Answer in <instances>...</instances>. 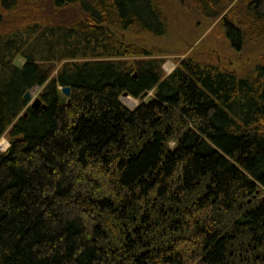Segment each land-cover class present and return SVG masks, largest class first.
<instances>
[{
    "label": "trees",
    "instance_id": "obj_1",
    "mask_svg": "<svg viewBox=\"0 0 264 264\" xmlns=\"http://www.w3.org/2000/svg\"><path fill=\"white\" fill-rule=\"evenodd\" d=\"M155 3L0 0V264H264V65L135 64L166 33Z\"/></svg>",
    "mask_w": 264,
    "mask_h": 264
},
{
    "label": "rangeland",
    "instance_id": "obj_2",
    "mask_svg": "<svg viewBox=\"0 0 264 264\" xmlns=\"http://www.w3.org/2000/svg\"><path fill=\"white\" fill-rule=\"evenodd\" d=\"M254 1L256 0H225L215 13L208 14L204 12L206 5L200 6L195 0H156L155 8L161 16L166 33L155 41L159 48L158 54L137 58L135 64L153 61L160 67V75L166 78L184 60L195 58L203 66L207 63L227 72H240V76H251L259 66L264 65V22L254 24L252 14L247 15L249 5ZM206 8L209 9V6ZM227 16L242 30L239 48L233 46L225 28L218 26L222 18ZM146 42L152 44L151 39ZM123 59L131 60V57ZM24 62L21 58L17 60L19 65ZM59 66L50 65L53 75L57 74ZM32 91L34 99L40 93V88L36 86ZM152 95L154 91H150L143 99L123 95L121 100L127 108L133 110L143 101L147 102ZM8 146L10 143L5 134L0 139V151L5 152Z\"/></svg>",
    "mask_w": 264,
    "mask_h": 264
},
{
    "label": "water",
    "instance_id": "obj_3",
    "mask_svg": "<svg viewBox=\"0 0 264 264\" xmlns=\"http://www.w3.org/2000/svg\"><path fill=\"white\" fill-rule=\"evenodd\" d=\"M136 76V74H135ZM63 91L66 95H70L71 91L69 87L63 88ZM148 96V92H145L143 95L140 96V99H143L144 97ZM25 99L27 102H30L31 107L34 109H37L38 107H43L46 108V104L43 103L42 99L40 97H37V99L33 100V93L32 91H28L27 94L25 95ZM27 112V111H26ZM27 113H24V116H26ZM264 201V198H263Z\"/></svg>",
    "mask_w": 264,
    "mask_h": 264
},
{
    "label": "bare ground",
    "instance_id": "obj_4",
    "mask_svg": "<svg viewBox=\"0 0 264 264\" xmlns=\"http://www.w3.org/2000/svg\"><path fill=\"white\" fill-rule=\"evenodd\" d=\"M130 100V99H129ZM131 101H133L134 102V100H131Z\"/></svg>",
    "mask_w": 264,
    "mask_h": 264
}]
</instances>
